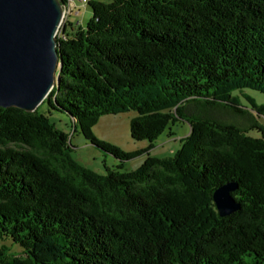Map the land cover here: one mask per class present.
Segmentation results:
<instances>
[{
    "label": "trees",
    "instance_id": "1",
    "mask_svg": "<svg viewBox=\"0 0 264 264\" xmlns=\"http://www.w3.org/2000/svg\"><path fill=\"white\" fill-rule=\"evenodd\" d=\"M89 6L85 28L68 21L57 37L44 103L0 108V264H264V105L243 94L264 93V0ZM44 104L122 163L148 157L131 172L83 168ZM127 112L131 138L149 144L131 155L91 131ZM179 121V149L150 156ZM229 182L241 208L220 217L214 192Z\"/></svg>",
    "mask_w": 264,
    "mask_h": 264
},
{
    "label": "water",
    "instance_id": "2",
    "mask_svg": "<svg viewBox=\"0 0 264 264\" xmlns=\"http://www.w3.org/2000/svg\"><path fill=\"white\" fill-rule=\"evenodd\" d=\"M63 15L59 0H0V108L33 113L59 84ZM237 189L229 182L215 190L220 217L240 210Z\"/></svg>",
    "mask_w": 264,
    "mask_h": 264
},
{
    "label": "rangeland",
    "instance_id": "3",
    "mask_svg": "<svg viewBox=\"0 0 264 264\" xmlns=\"http://www.w3.org/2000/svg\"><path fill=\"white\" fill-rule=\"evenodd\" d=\"M74 1V8L72 16L69 21L76 27H83L88 24L91 19L92 10L89 3L94 0ZM103 2H111L112 0H100ZM243 94L253 99L257 105H264V93L251 91L246 89ZM238 95V94H237ZM246 103L245 100H243ZM40 112L46 115L49 120L54 123L57 129L68 133L70 144V156L73 160L78 162L83 168L97 173L98 175H106V168L117 170V167L122 163L121 161L113 158L112 155L103 152L97 147L90 144L85 138L84 134L78 128L77 132L74 131L73 119L68 114L57 112L51 109L47 104L40 108ZM136 114L127 112L117 116L109 115L102 117L99 121L91 126V131L98 142L105 145H113L128 155L134 154L148 147V142L135 141L131 138L130 123L135 118ZM259 124L264 127V116H254ZM227 121L238 122L242 126L245 125L243 121L234 120L232 117H226ZM190 134V127L188 123L179 121L175 124L169 125V129L157 140L155 148L150 152V156L157 158H166L175 153L180 147V139ZM258 136L256 132L251 134ZM147 155L141 154L140 156L123 162L122 172H131L143 165Z\"/></svg>",
    "mask_w": 264,
    "mask_h": 264
},
{
    "label": "built area",
    "instance_id": "4",
    "mask_svg": "<svg viewBox=\"0 0 264 264\" xmlns=\"http://www.w3.org/2000/svg\"><path fill=\"white\" fill-rule=\"evenodd\" d=\"M74 1L76 0H68L66 4L64 5V15H63V23H62L61 30L63 26L65 25V23L69 21L70 16H72L73 8H74ZM83 2L85 3L87 2V0H84ZM61 30H59L57 37H62Z\"/></svg>",
    "mask_w": 264,
    "mask_h": 264
}]
</instances>
